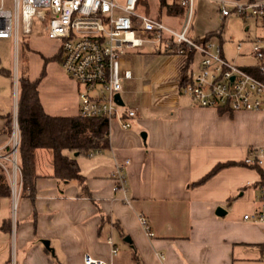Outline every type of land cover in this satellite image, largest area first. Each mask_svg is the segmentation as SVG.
Returning <instances> with one entry per match:
<instances>
[{
    "label": "crops",
    "instance_id": "1",
    "mask_svg": "<svg viewBox=\"0 0 264 264\" xmlns=\"http://www.w3.org/2000/svg\"><path fill=\"white\" fill-rule=\"evenodd\" d=\"M163 13L179 17L167 7ZM156 17L163 21L162 14ZM217 32L221 41L219 27L193 37ZM254 41H241L248 48H236L234 62L255 64ZM192 66L188 58L158 49L142 48L121 59L123 106L137 110L132 127L110 121L109 148L77 157L90 197L80 196L78 182L62 183L53 176L51 152H36L34 198L22 191L0 198V264H84L85 254L113 264H264V223L244 219L258 208L264 183L259 170L243 164L250 148L264 145V111L196 106L181 86ZM23 75L38 82L47 114L79 115L81 88L61 66L60 43L34 19L29 29L0 38V147L18 123ZM126 161L128 190L115 191L112 173ZM220 163L236 165L197 184ZM218 208L226 215H217ZM142 214L153 238L140 224ZM109 238L118 248L116 256Z\"/></svg>",
    "mask_w": 264,
    "mask_h": 264
},
{
    "label": "built area",
    "instance_id": "2",
    "mask_svg": "<svg viewBox=\"0 0 264 264\" xmlns=\"http://www.w3.org/2000/svg\"><path fill=\"white\" fill-rule=\"evenodd\" d=\"M213 1L219 5L223 21L233 13L244 20L264 18V0ZM0 3V38L16 36L20 28L29 29L33 20L38 19L46 24L48 38L61 42V66L81 88L79 116L82 118L118 120L123 129L132 127L137 110L119 105L115 98L123 91L120 63L125 55L142 49L145 44L159 46L158 50L166 53L174 51V55L184 58L201 55L198 70L189 69V81L182 87L196 106L233 112L264 111V78L246 70L256 68L264 75V38L253 42L251 56L255 64L241 66L230 62L220 43L190 35L195 0H173L185 10L180 31L168 28L158 17L146 13L140 16L139 0H12V9L5 8V0ZM236 48L240 52L243 43ZM20 144L21 132L16 122L7 143L0 147V169L7 177L13 197L22 191ZM98 153L101 151L89 156ZM128 164L129 161L117 164L112 173L115 191L128 190L125 172ZM244 164L264 171V145L250 148ZM259 199L255 213L245 215V220L264 223V192ZM139 221L146 235L153 238L148 218L142 214ZM108 243L116 256L118 248L112 238ZM83 262L113 264L90 254L84 255Z\"/></svg>",
    "mask_w": 264,
    "mask_h": 264
},
{
    "label": "trees",
    "instance_id": "3",
    "mask_svg": "<svg viewBox=\"0 0 264 264\" xmlns=\"http://www.w3.org/2000/svg\"><path fill=\"white\" fill-rule=\"evenodd\" d=\"M161 6L167 7L169 14L183 15L184 13L182 7L175 3L168 4L167 0H161ZM142 7L145 8L146 14H150L148 0H139V8ZM218 34L220 36L221 32L210 33L204 39L212 40ZM167 53L174 54V51ZM193 57V54L188 57L190 66ZM246 70L261 79L264 78L259 69L247 68ZM188 81L189 78L186 75L181 86L183 87ZM19 87L18 124L21 132L19 164L22 174V194L34 198L38 178L36 152L44 150L52 153L53 176L62 183L78 182L81 187L80 196L90 197L86 178L81 173L77 157L79 155L87 156L109 148L110 121L102 118L85 119L79 115L76 117L51 116L43 110L40 103L38 82H31L26 75H23ZM219 110L224 112L226 108ZM232 165H236V163L218 164L197 184L207 181L220 170ZM252 168L259 170L261 181L264 183V171L258 166H252ZM11 194L7 177L0 169V198L9 197Z\"/></svg>",
    "mask_w": 264,
    "mask_h": 264
},
{
    "label": "rangeland",
    "instance_id": "4",
    "mask_svg": "<svg viewBox=\"0 0 264 264\" xmlns=\"http://www.w3.org/2000/svg\"><path fill=\"white\" fill-rule=\"evenodd\" d=\"M172 1V0H168ZM149 8H150V15L155 18L158 14L163 15V23L171 29H177V31H180L181 26L183 24V16L181 15L176 16V18H169L168 16H165L164 7L161 6V0H148ZM1 4V3H0ZM5 8L12 9V0H5ZM230 11H233V8H229ZM161 10L163 11L161 13ZM139 15L144 17L145 14V8H139L138 11ZM256 20H258L259 23H256ZM263 18L259 19H250L248 21H244V19L240 16H237L235 13H233L229 18H227L225 21H223L220 18V12H219V5L213 1V0H195V10H194V18L192 22V27L190 30V35L193 37V35H202L204 34L208 29H215L220 28L222 30V44H223V51L227 55V59L230 62H234V58L237 56L236 47L237 45L242 41L246 40L248 38H252L257 40L260 35H262L263 28L261 27V22ZM42 23V22H41ZM246 27L249 28L248 31H246ZM206 30V31H205ZM58 41V40H56ZM215 42L219 43L221 42L219 38L215 37ZM60 43L61 47V42ZM144 50L147 52L155 51V49H158L153 44H145L143 47ZM247 45H243V49H247ZM163 49V47H162ZM164 50V49H163ZM138 51L137 50H133ZM11 56V53H10ZM201 58V55L196 53L193 57L192 65L195 71L198 70L197 64ZM13 59H15V54H13ZM244 61L240 60L239 63H242ZM10 92V91H9ZM127 107V105H126ZM86 159H91L89 157H86Z\"/></svg>",
    "mask_w": 264,
    "mask_h": 264
},
{
    "label": "water",
    "instance_id": "5",
    "mask_svg": "<svg viewBox=\"0 0 264 264\" xmlns=\"http://www.w3.org/2000/svg\"><path fill=\"white\" fill-rule=\"evenodd\" d=\"M115 98H116V100L118 101V104H119V105H121V106L124 105V103H123L122 98H121L120 95H117ZM142 137H143V138L146 137L145 133L142 134ZM76 155H77V154H76ZM216 214L219 215V216H224V215H226V211H225L223 208H218L217 211H216ZM125 241L130 242V239L127 237V238L125 239ZM42 243H43V245H44L49 251H52V252H53L52 248L50 247V242H49V241L44 240Z\"/></svg>",
    "mask_w": 264,
    "mask_h": 264
}]
</instances>
